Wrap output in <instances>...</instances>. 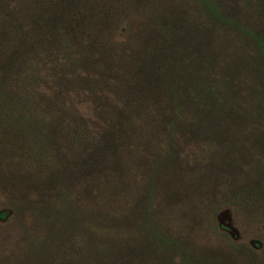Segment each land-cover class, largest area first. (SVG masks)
Returning a JSON list of instances; mask_svg holds the SVG:
<instances>
[{
  "label": "trees",
  "instance_id": "1",
  "mask_svg": "<svg viewBox=\"0 0 264 264\" xmlns=\"http://www.w3.org/2000/svg\"><path fill=\"white\" fill-rule=\"evenodd\" d=\"M200 18L250 47L173 55ZM227 161L264 199V0H0V172L24 197L165 217V187L207 214Z\"/></svg>",
  "mask_w": 264,
  "mask_h": 264
},
{
  "label": "rangeland",
  "instance_id": "2",
  "mask_svg": "<svg viewBox=\"0 0 264 264\" xmlns=\"http://www.w3.org/2000/svg\"><path fill=\"white\" fill-rule=\"evenodd\" d=\"M203 21L198 25L211 28L206 42L188 50L195 34L186 31L179 38L183 50L173 55H234L232 45L250 47L219 20L205 26ZM232 162L213 166L214 176L204 174L205 195L212 199L207 214L195 212L186 191L160 189L165 217H89L83 206L70 210V204L57 214L46 200L24 197L22 186L2 167L0 264H264V199L247 198L249 167Z\"/></svg>",
  "mask_w": 264,
  "mask_h": 264
}]
</instances>
